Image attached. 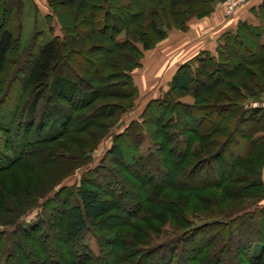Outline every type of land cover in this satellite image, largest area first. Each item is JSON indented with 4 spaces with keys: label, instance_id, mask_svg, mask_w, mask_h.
I'll use <instances>...</instances> for the list:
<instances>
[{
    "label": "trees",
    "instance_id": "1",
    "mask_svg": "<svg viewBox=\"0 0 264 264\" xmlns=\"http://www.w3.org/2000/svg\"><path fill=\"white\" fill-rule=\"evenodd\" d=\"M122 1L83 0L78 4L75 1L68 4L65 0H46L50 14L45 16V22L55 20L60 35L53 36L45 44L41 42L33 49L30 47L21 62L24 69L16 71L18 73L24 70L29 92L20 139L11 143L12 136H9L17 132L13 128L8 138L0 140V174L20 168L28 172L41 171L55 165L58 159H54L52 150L47 145L70 133L78 134L87 131L90 126L96 127L92 118L99 120L106 117L105 114L98 113L101 106L95 108L99 101L108 98L128 101L113 107L116 111L108 117L119 118L132 109L138 96L132 72L140 68L144 53L153 50L159 41L168 36L169 31L185 32L195 9L193 7L190 12L180 9L171 11L169 8L180 5L179 1L158 0V7L165 12V20L159 11L150 6L149 0H140L136 14L138 21L136 20L134 28L132 16L119 7ZM211 2L205 1L197 5L200 8L194 17L198 20L209 17L213 13ZM75 7L82 11L88 10V17H85L83 23L98 22L99 28L109 31L112 48L102 50L100 44L91 45L101 51L111 52L109 59H100L101 69L92 73V85L78 74L75 69L79 67L78 63L75 60L71 62L66 54L82 56L83 53L76 52V48L87 43L71 34L68 12L74 14ZM22 9V0H0L1 78L6 77L12 66L17 64L10 58L20 47ZM61 10L67 12L65 20L60 14ZM252 13L254 23L239 22L234 31L228 30L219 36L213 52L201 51L181 64L162 94L150 99L138 119L130 121L121 132L112 136L111 146L102 156V161L111 156L122 162L123 151L118 143L127 141L130 135H137L140 139L138 143L131 144V156L124 166L134 179L126 187L128 189L123 185L126 179L103 165L101 167L106 169L107 175L118 180L115 190L106 189L101 193V188L93 184V179L85 176L81 177L75 188L61 186L65 178L88 163L90 155L107 135L109 127L105 128L106 131L93 146L85 147V159L74 158V166L60 164L61 166L51 171L48 169L49 172L61 175L51 186H45L39 198L28 200V195L22 193L9 197L4 188H0V264H20V246L42 248L50 244L49 240L55 236L51 233L53 230L59 231V245L77 249L73 264H229V260L230 264L232 260L235 264H260L264 259V231H261V227H264V207L260 205L264 199V158L262 161L259 158L249 162L251 167L254 168V162L257 166V170L251 167L248 169L249 176H254V179L241 176L248 182V189L256 191L258 200L235 214L186 226L189 222L185 218L187 211L184 207L187 199L185 196H176L189 193L194 198L193 201H197L196 198L202 200L197 194L204 189L219 188L226 182L230 183L235 178L234 168L236 170L247 161L245 155L246 159L238 155L234 157V164L229 170L223 153L235 150L240 143L236 151L241 146L244 149H248L249 145L255 146L259 141L264 146V134L255 136L264 129V106L243 109L245 103H264V2ZM111 18L122 22L124 28H117L112 23L109 25ZM123 30L130 36L120 38L119 34ZM35 37L41 40L42 33H37ZM248 45L254 48L257 60L263 57L262 66L259 69L244 67L239 70L243 60L238 57V53ZM229 59L236 60L232 74L223 71V66ZM222 72L226 78L231 77L230 81L217 77ZM215 76L217 79L212 83ZM114 89L119 91H113ZM210 94L216 96L218 103L210 104L207 97ZM187 96L193 102L183 101ZM88 110L93 111L89 116L85 114ZM73 122H76L75 127L71 125ZM255 125H260L261 129ZM245 126L251 127L250 130L245 131ZM154 127L160 131L162 142L155 136ZM145 138L150 146L144 153L141 146ZM196 141L204 146L193 148ZM252 148H249L248 154H251ZM34 157L38 159L32 162L30 159ZM71 161L66 160V163ZM214 166L216 181L211 178L209 171ZM203 169H206L204 175ZM201 176H205L204 182ZM250 179L252 180L249 181ZM130 189L138 200L133 207L126 209L124 197ZM235 193L238 194L239 191ZM57 200L61 203L56 208ZM169 205L172 206L170 210L166 208ZM159 206V210H150V207ZM34 209H38L36 222L31 226H23L22 219ZM115 209L125 217L122 222L126 226L133 220L142 221L143 219H139L142 213L154 215V225H149L154 231L153 235L166 232L162 230L160 233V227L156 226L160 220H177L179 224L181 221L183 223L174 226L180 232L172 233L173 236L162 241L152 237L142 239L136 237L137 234L128 238L120 235L118 240H112L96 230L95 224ZM56 212L59 214L58 222L54 221ZM243 227L251 230L252 237L243 231ZM131 228L136 233H141L143 229L138 225ZM86 236L95 240L97 252H93L85 243ZM200 236L206 237L204 244L196 242ZM238 236L240 239L236 243ZM233 244H237L236 247Z\"/></svg>",
    "mask_w": 264,
    "mask_h": 264
},
{
    "label": "rangeland",
    "instance_id": "2",
    "mask_svg": "<svg viewBox=\"0 0 264 264\" xmlns=\"http://www.w3.org/2000/svg\"><path fill=\"white\" fill-rule=\"evenodd\" d=\"M72 1H75L77 4L80 1L83 0H65L68 4H70ZM162 1V0H161ZM179 1L180 5H176V7H172L169 10H176L180 9L182 11L188 10L189 12L194 11L193 14L191 13L190 19L187 22V30L185 32L177 31V30H171L168 32V36L164 38L163 40L159 41L156 44V47L153 50L147 51L144 53V57L141 61V66L138 69H135L132 72V76L134 78L135 83L138 87V96L134 100V106L132 109L126 111L123 115H121L119 118L116 116L108 117L109 114L115 112L114 109L115 106L118 107V105L128 103V101H121L119 99H113L108 98L105 101H99L96 105L101 106L100 111L98 110L99 114H105V118H101L99 120H94V124H96V127L90 126L87 131H84L82 133L75 134L70 133L69 135L64 136L62 139L56 141L53 144L47 145L51 150L52 154L54 155V159H58L57 163L55 165H51L46 170L41 171H34V172H28L24 169H13L5 174H0V188H4L6 193H8L9 197L16 196L18 193H22L23 195L27 194V199L32 200L34 198H39L40 193L43 192V189L45 186L49 185L51 186L55 181L59 178L58 176L61 175V173H52L49 172L53 168H58L61 166L60 164H70L72 166L75 165L74 158H78L80 160L85 159L86 154V148L89 145L93 146L100 136L104 134L106 131L105 128L109 127V131L107 135L101 140V142L97 145L96 149L93 151V153L90 155V160L88 163L82 167L80 170L75 172L72 176H69L64 179L61 186H67V187H73L75 188L79 180L82 176H85V178H91L93 179V184H97L101 189L99 191L102 193L103 190H115L117 186L118 180L115 177H110V175H107L108 173L105 172V170L102 169V165L106 166L112 170L113 172L117 173L119 177H122L125 180L123 182V185L125 186V189L128 186V184L133 183L134 179L129 174L128 170L125 169V165H127V161L129 157L131 156V144L132 143H138L140 139L136 135H130L128 137V140L125 142L120 141L118 144H120L124 160L122 162L116 160L113 157L106 158L105 161H102L101 158L105 154V152L109 149L112 143V136L116 133L121 132L124 127L129 124L130 121L136 120L139 118L143 107L146 105V103L155 97H158L162 94V92L166 89V80H167V73L173 71V68L171 65L168 66V62L171 59L170 51H167L166 49H161L160 44L164 43L166 40L172 38L173 36H180L183 34H186L190 30V27L193 25L200 24L201 20H198L194 17L199 11V8L196 6L199 4H203L202 2H210L212 1V7H213V13H220L221 16L224 18H228L224 15L225 6L223 5L225 0H177ZM23 2V9L21 12V37H20V47L17 50L14 51L12 57L10 59L17 62V64L12 66L9 73L6 75V77L1 78L2 84H0V140L8 138L11 131L14 129L17 130V132L14 135H10L11 137V143L14 144L17 140L20 139V128L21 123H23L24 119V108L26 99L28 96L29 89L26 86L25 78L23 75V71L16 73L18 71L17 69L23 68L24 66L21 65V62L24 60V57L30 47L32 49L42 42V44H45L53 36L60 35L59 26L56 23L55 20H52L48 23L45 22V16L50 14L46 0H22ZM140 0H123L119 7L123 9L129 16H132L131 21H134V28H136L137 22H136V14H138ZM158 0H149V4L151 7H153L155 10L159 11L162 18L166 20L165 12H162V9L160 6L158 7L157 4ZM198 2V3H195ZM66 4V8L67 5ZM159 9V10H158ZM67 12L64 10L60 11V14H62V18L65 20V14ZM69 13V26H71V34L74 38L80 39L83 41H86L87 43L79 48H76V52H80L83 55L80 54H74L75 56H71V54L66 53L68 57L70 58L71 62L75 60L78 63L79 67H76L75 69L78 72V74L87 82L89 85L94 84L93 80V74L95 70L101 69L100 65V59H106L111 57V52L107 53V51H101V49H97L95 47H92L91 45L100 44L103 48L102 50H106V48H112L110 45V37H109V31L108 29L103 30V27L99 28L98 22H90L89 24L83 23L85 21V17H88V10L85 9V11H82V9H77L75 7L74 14L76 15V18L74 19V14H72L70 11ZM212 13V14H213ZM211 14V15H212ZM67 15V14H66ZM210 15V16H211ZM134 17V18H133ZM84 19V20H83ZM124 20V19H123ZM138 21V20H137ZM68 22V21H66ZM207 22V21H206ZM110 23L116 25L117 28H124L122 27V22H119L118 19L111 18L108 24ZM131 23V22H130ZM96 24V25H95ZM126 25V24H124ZM52 27V29H51ZM49 29L50 32H49ZM133 29V27L130 28V30ZM132 31V30H131ZM42 33V39L40 40L37 36V33ZM95 32V33H93ZM130 36L127 34L126 30H123L120 32L119 37H127ZM184 36V35H183ZM177 40L174 42H178ZM163 46V44L161 45ZM90 47V50H89ZM33 52V51H32ZM35 52V51H34ZM86 53V54H85ZM172 53V52H171ZM34 54V53H33ZM85 54V55H84ZM264 56V53H263ZM238 57L243 60L239 70L243 69L244 67L249 68H261V59H256L255 56V50L251 46H246L243 48L241 52L238 53ZM11 61V60H10ZM235 59H229L227 63L223 66V71L227 72V74H232V72L235 71ZM155 63V65H154ZM166 65V66H165ZM23 66V67H22ZM157 66V67H156ZM164 66V67H163ZM174 67L176 64L173 65ZM263 68V67H262ZM222 69V68H221ZM156 70V71H155ZM222 72L219 76V79H225V73ZM156 74V75H155ZM215 76L212 80V83H214V79H217ZM231 78V77H230ZM230 78H226L227 81H230ZM156 80L158 82H156ZM10 82V86H9ZM113 91H119V89H114ZM207 96V95H206ZM209 98L210 104H216L217 99L214 94H210L207 96ZM183 101L185 102H193V99L189 96L184 97ZM252 103V102H251ZM251 103L247 104L245 103L243 106V109H246L247 107L253 108L251 106ZM114 107V108H113ZM94 110V107L92 108ZM91 109V110H92ZM118 109V108H116ZM88 110L85 111V114L89 116V114H92L93 111ZM12 114V121L10 120V115ZM84 113V112H83ZM86 115V116H87ZM9 121H11L9 123ZM118 123V124H117ZM16 124L20 125L17 126ZM117 124V125H116ZM72 127H75L76 122H73ZM256 128H260V125H255ZM251 127H244L245 131H249ZM155 136L159 139L160 142L163 141L162 136L159 134L160 131L156 130L155 127L153 128ZM261 129V128H260ZM46 131V130H45ZM44 131V132H45ZM264 134V129L259 131L255 136H260ZM241 139V138H240ZM213 142V140H212ZM242 142V140H241ZM257 142L254 144L255 146L249 145L250 149L252 148L251 154H248V149L241 148L237 150V147H239L238 144L235 148V150L232 149V151H226L223 153V157L225 161L228 163V169L230 170L232 165L234 164V157H238V155H242L244 158L246 156L247 161L243 162L241 166H239L236 170L234 168L233 172L235 174L234 180L231 179L230 183H225L219 188H208L201 191V193L197 194V197H202V200L199 198H196L197 201H193L194 198L190 197L192 195H188L189 193H180V195L176 196H185L184 198L187 199L184 203V207L186 209L185 218L189 221L186 226H191L192 224L197 223L198 221H206L212 218H221L226 217L232 214H235L245 208H248L255 204V202L258 200L256 191L253 189H248L246 184L248 183L244 179H242L241 176H249L248 169L251 167L249 165V162L255 161V159H259L262 161L264 158V146L263 144H259ZM245 145H248L247 143H244ZM260 145V146H258ZM150 143L148 142V139H144L141 151L146 152V150L149 148ZM203 147L204 144L200 143L198 141L194 142L192 147L198 148ZM214 147V146H213ZM205 154H208V151L204 152ZM245 155V156H244ZM73 158V159H72ZM245 158V159H246ZM37 157H34L30 159L32 162L37 161ZM68 161H71L70 163H66ZM110 160V161H109ZM249 160V161H248ZM29 161V162H31ZM106 164V165H104ZM255 166L253 168L254 170H257L256 163H253ZM214 167L210 168L211 178L213 180H217V176L213 174ZM252 169V171H253ZM205 170L203 169V175L205 174ZM96 172V173H95ZM226 173V170L224 174ZM223 174V176H224ZM248 174V175H247ZM87 175V176H86ZM107 176V177H105ZM250 177V176H249ZM205 176H201V179L204 180ZM250 178H255L254 176H251ZM250 179L249 181H251ZM109 183V184H107ZM125 183V184H124ZM46 186V187H47ZM56 190V189H55ZM127 194V196L124 197V207L126 209H130L133 207V205L137 202L138 198H136L135 194L131 192ZM235 191H239L238 194L235 193ZM170 194V193H169ZM175 197V196H174ZM190 197V198H189ZM67 198V197H66ZM65 198V199H66ZM172 198V197H171ZM183 198V199H184ZM13 199V198H11ZM64 199V197H63ZM40 202V201H39ZM60 201L57 200L55 206L60 207ZM159 207H150V210H159ZM169 210L172 208L171 205H169ZM37 210L34 209L26 214V216L22 219L23 226H31L33 223L36 222L37 219ZM172 211V210H171ZM3 212V211H1ZM161 214V213H160ZM58 212L54 214L55 218L54 221L58 222ZM162 215V214H161ZM174 214L172 213L171 216ZM141 217L139 219H143L142 221L133 220L131 221V224H128L127 226L122 222L125 218L123 215L120 214V211L115 209L113 212L110 213L107 217H104L100 221L96 222V230H98L100 233H103L105 236H107L109 239L112 240H118L119 236L121 235L123 238L127 236H133L136 235V237H140L142 239H150L152 237L156 238L157 241H162L167 238H170L172 233L180 232V229L175 230L174 226L178 225V221H171V220H160L161 222L157 223L156 226L160 227V233L162 230H166L164 234L161 235H153V229L149 225H154V215L150 216V213H142L140 215ZM166 216V215H165ZM118 218V219H117ZM264 221V219H262ZM183 221L179 225H181ZM140 226L143 229L141 230V233H136L135 230H132L131 226ZM246 233H248V236H251V230L244 229ZM247 230V231H246ZM261 231H264V227H261ZM52 234H55L51 240H49L50 244L48 243L46 246H43L42 248L36 247L33 249H30L26 246H20L18 250V257L21 259L20 264H73V259L77 255L75 251L77 249L73 246H61L59 245L58 241V235L59 231L53 230L51 232ZM152 233V234H151ZM151 234V235H149ZM120 236V237H121ZM245 237V235H244ZM240 239V236L236 237V243ZM202 242L204 244L207 239L205 236H200L196 242ZM85 243L90 246L91 250L93 252H97V244L95 240L90 237H85ZM237 244H233L234 247H236ZM32 251V253H29ZM27 254V255H26ZM230 264L229 262H227ZM75 264V263H74ZM222 264V263H221ZM231 264H235V262L232 260ZM242 264H249V263H242ZM260 264H264V259L260 262Z\"/></svg>",
    "mask_w": 264,
    "mask_h": 264
},
{
    "label": "crops",
    "instance_id": "3",
    "mask_svg": "<svg viewBox=\"0 0 264 264\" xmlns=\"http://www.w3.org/2000/svg\"><path fill=\"white\" fill-rule=\"evenodd\" d=\"M263 2L264 0H250L240 6L232 16L224 19L220 13H213L211 16L201 19L200 24L191 26L190 30L186 34H183L184 36H173L162 43L163 46L160 44L161 49L170 51V57L172 59L168 62V66L171 65L173 71L167 73L166 84L181 64L201 51L213 52L217 39L223 32L228 30L234 31L239 22L254 23L255 19L252 12ZM177 37L180 40L174 42L177 40ZM174 64H176L175 67L173 66ZM156 82L158 81L156 80ZM262 174L264 181V169ZM260 205L264 207V199L260 202Z\"/></svg>",
    "mask_w": 264,
    "mask_h": 264
},
{
    "label": "built area",
    "instance_id": "4",
    "mask_svg": "<svg viewBox=\"0 0 264 264\" xmlns=\"http://www.w3.org/2000/svg\"><path fill=\"white\" fill-rule=\"evenodd\" d=\"M250 0H225L223 5L225 6L224 15L226 17L232 16L235 11L242 5L246 4ZM251 106L253 108L262 107L264 103L252 102Z\"/></svg>",
    "mask_w": 264,
    "mask_h": 264
}]
</instances>
